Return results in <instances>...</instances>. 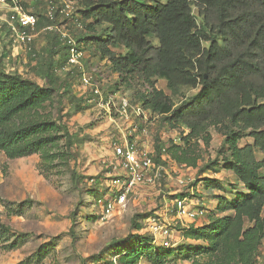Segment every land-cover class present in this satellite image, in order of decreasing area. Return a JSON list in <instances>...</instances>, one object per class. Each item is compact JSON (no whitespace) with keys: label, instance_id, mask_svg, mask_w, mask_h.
Here are the masks:
<instances>
[{"label":"rangeland","instance_id":"374dc122","mask_svg":"<svg viewBox=\"0 0 264 264\" xmlns=\"http://www.w3.org/2000/svg\"><path fill=\"white\" fill-rule=\"evenodd\" d=\"M32 1L20 0L27 11L42 16L43 3L36 11ZM53 1L60 5L66 0ZM7 10V6L0 5V29L3 31H7L2 20L8 15ZM193 10L197 13L199 5H193ZM71 13L73 19L60 17L58 25L79 42L83 52L81 65L70 74L67 69H57V74L64 80L61 87L54 91L52 99L43 108L30 116L56 122L59 125L54 133L59 137L57 143L41 153L13 159L0 152V264H98L96 261L114 248L113 241L120 239H125L121 248L132 250L141 244L156 251L163 248L162 239L159 234L151 235L147 226L148 220L154 217L172 231L171 245L165 248L170 252L165 264H206L208 257L204 247L208 242L188 238L183 230L191 225L208 223L210 215L222 218L231 214L232 211L218 213L214 209L218 197L235 200L238 194L248 192L229 165L241 158V150L247 144H253V138L229 122H221L209 123L204 137L183 141L189 132L187 128L172 127L165 116L140 101L141 94L152 90V84L125 79L93 50L94 43L89 38L94 35L105 38V25L79 26L77 8H72ZM43 28L38 29L32 51L26 47L17 49L8 39L0 44V57L5 52L9 55L4 60L8 68H12L9 70L18 71L39 84H43V80L35 75L30 56L42 53L46 43ZM151 40L158 45L155 37ZM204 44L208 46L209 42ZM66 67L72 68L68 64ZM85 73L93 75L101 87L103 99L97 98L90 86H84L82 77ZM64 82L68 89H64ZM151 82L171 95L176 104L200 89L184 87L172 94L165 79L152 78ZM113 95L118 97L117 100L126 97L133 107L143 105L144 115L131 113L130 119H125L109 111L104 103ZM71 96L82 100L81 111L71 109ZM28 118H19L16 122H26ZM63 125L68 128L71 145ZM231 129L237 132L238 139L224 145ZM115 142L135 143L139 149L152 152L154 156L156 145L165 144L170 152L161 158L164 169L155 184L136 186L125 206H119L105 216L104 201L112 191L111 180L120 173L119 167H114L119 161L114 154ZM177 145L181 147L178 149ZM254 154L258 161L263 159L256 147ZM207 178L216 181L207 182ZM177 198H185L192 209H205V215L196 220L188 215L179 217L175 206ZM111 201H115V197ZM146 214L150 215L141 217ZM133 219H136L135 223H132ZM136 223H143V229L138 230ZM249 225L246 222V226ZM143 236H148L149 241L141 243ZM260 249L261 255L255 264H264V239ZM136 264L152 263L143 255Z\"/></svg>","mask_w":264,"mask_h":264},{"label":"trees","instance_id":"16d2710c","mask_svg":"<svg viewBox=\"0 0 264 264\" xmlns=\"http://www.w3.org/2000/svg\"><path fill=\"white\" fill-rule=\"evenodd\" d=\"M43 1H32L36 11L40 3L44 5L43 15H37L38 29L58 24L60 17L73 19L65 2L58 5L53 0ZM71 1L80 14L77 18L81 25H105V38H89L94 43L93 50L125 79L152 84V90L141 94L140 101L165 116L172 127L187 128L183 141L204 137L209 123L221 122H229L253 138V144L241 150V158L229 165L248 192L238 194L235 200L218 197L214 209L232 213L222 218L210 215L208 223L191 225L183 233L208 242L204 247L206 264H255L264 239V0ZM193 5H199L197 13ZM205 42L209 45L205 46ZM6 57L7 52L0 57V152L13 159L41 153L57 143L59 137L54 133L59 125L30 116L61 87L64 80L56 70L67 69L70 74L76 66L66 67L69 48L56 30H46L42 53L30 56L32 69L43 84L9 70ZM152 78L165 79L172 94L184 87L200 89L176 104L171 95L151 82ZM68 88L64 82V89ZM69 102L74 112L83 109L81 99L71 96ZM25 117H29L26 122L17 124L19 118ZM62 128L71 145L67 126ZM237 139V132L231 129L223 144ZM255 147L263 155L261 161L254 154ZM155 149V161L162 163V154L170 149L165 144H157ZM246 222L251 225L246 226ZM142 224L136 223V228L143 229ZM124 240L113 241L114 248L96 262L115 253L119 264H136L143 255L152 264H165L170 255L164 246L156 251L141 244L132 250L121 248ZM147 241L149 237L143 236L141 243Z\"/></svg>","mask_w":264,"mask_h":264},{"label":"built area","instance_id":"2783aa9c","mask_svg":"<svg viewBox=\"0 0 264 264\" xmlns=\"http://www.w3.org/2000/svg\"><path fill=\"white\" fill-rule=\"evenodd\" d=\"M65 3L67 11L71 12L74 2L66 0ZM0 5L7 6V11H9L6 18L2 19L6 24L7 31L0 29V44L4 43L5 39H8L7 41L11 42L12 46L17 49L26 47L28 51H31V45L38 33V16L27 11L23 4H21L20 0H0ZM49 15L52 17L51 13H49ZM76 21H78V19H76ZM79 26H82L80 22ZM43 30L58 31L69 48L67 64L71 66L81 65L83 52L73 36L64 32L58 24L47 25ZM82 80L84 86H90L92 88V92L97 98L103 99L101 87L94 80L93 75H87L85 73ZM117 99L118 97L113 95L104 103V105L108 106L109 111H113L114 114L125 119H130L131 113H134L137 116L144 115L145 109L143 105L133 107L131 101L124 96L119 98V100ZM166 153L162 154V159L165 158ZM114 154L116 158L119 159L114 167L115 169H118L119 167L120 173L111 180L110 187L112 191L104 201L103 213L105 216L115 212L117 207L125 206L129 200V196L134 192L136 186L155 184L162 176L164 169L161 165L162 163L155 161V156L152 152L139 149L135 143L115 142ZM181 182L183 183L184 181L181 180ZM112 197H115V201L113 202L111 201ZM175 206L179 217H181V215H188L192 220H196L198 217L203 216L206 213L205 209L190 208L191 206H188L185 198H177ZM147 223V226L149 227L148 232L155 236H158L159 234L163 246L170 247L172 231L169 226L160 223L155 217L149 219ZM99 264H119L118 255L113 253L100 261Z\"/></svg>","mask_w":264,"mask_h":264},{"label":"crops","instance_id":"0c3cea01","mask_svg":"<svg viewBox=\"0 0 264 264\" xmlns=\"http://www.w3.org/2000/svg\"><path fill=\"white\" fill-rule=\"evenodd\" d=\"M201 224H202V223H200V224H196V225L198 226V225H201Z\"/></svg>","mask_w":264,"mask_h":264}]
</instances>
